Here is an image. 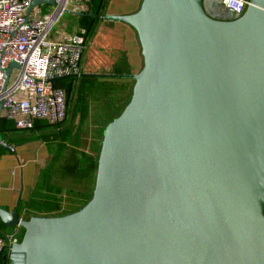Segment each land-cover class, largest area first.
<instances>
[{
	"label": "water",
	"instance_id": "1",
	"mask_svg": "<svg viewBox=\"0 0 264 264\" xmlns=\"http://www.w3.org/2000/svg\"><path fill=\"white\" fill-rule=\"evenodd\" d=\"M40 3L56 5L31 0L26 16ZM101 17L136 31L140 70L56 80L130 78V99L103 129L83 206L28 219L0 208L23 229L3 264H264V0L229 20L203 0Z\"/></svg>",
	"mask_w": 264,
	"mask_h": 264
},
{
	"label": "built area",
	"instance_id": "2",
	"mask_svg": "<svg viewBox=\"0 0 264 264\" xmlns=\"http://www.w3.org/2000/svg\"><path fill=\"white\" fill-rule=\"evenodd\" d=\"M30 1L0 0V117L11 120L17 129H30L36 120L58 124L64 119L66 94L56 85V78L80 70L86 44L84 28L58 37L49 35L73 0H55L53 12L43 17L31 15V11L26 16ZM216 1L231 13L232 19L240 16L248 4V0ZM75 6L78 8L79 3ZM12 61L18 67L10 69L5 81L4 70ZM20 233L21 227L15 225L0 234L2 254L20 241Z\"/></svg>",
	"mask_w": 264,
	"mask_h": 264
},
{
	"label": "crops",
	"instance_id": "3",
	"mask_svg": "<svg viewBox=\"0 0 264 264\" xmlns=\"http://www.w3.org/2000/svg\"><path fill=\"white\" fill-rule=\"evenodd\" d=\"M87 1L85 0V2ZM140 2L141 0H108L104 13L129 14L138 9ZM87 9L88 7L85 6L78 11L86 12ZM91 47L93 52L90 57L91 66L85 68L88 51ZM104 57L109 58V60L106 61ZM142 62L141 48L136 31L126 23L104 20L100 17L94 30L86 36L80 72L130 74L138 72ZM69 78L72 77L63 78L62 82H70L71 79ZM129 79L124 77H95L94 81H83L81 88L86 89L93 86L88 96L90 106V98H99L103 96V93L109 95L106 86H120ZM14 129L16 134H25L29 131V129ZM8 145L13 147L14 151L10 152L5 148L6 151L0 153L1 209L11 211L17 205L18 212L20 204L22 209L20 213L18 212V216L23 218L31 211H44L50 208L61 194L64 196V190H61V186L57 189L56 186L49 185L41 178L42 173L52 166L53 153L57 151V142H44L37 138H29L23 141H12ZM67 145L71 146L70 144ZM81 148L86 152L90 150L88 146L84 145H81L79 149ZM23 208L31 211L28 213ZM12 228L5 227L0 221V233L12 230Z\"/></svg>",
	"mask_w": 264,
	"mask_h": 264
},
{
	"label": "trees",
	"instance_id": "4",
	"mask_svg": "<svg viewBox=\"0 0 264 264\" xmlns=\"http://www.w3.org/2000/svg\"><path fill=\"white\" fill-rule=\"evenodd\" d=\"M107 3L108 0H88V9L86 12H83L85 14L77 15L80 22V28H84L85 30V37L91 34L98 19L105 14L104 9ZM90 9L92 14L97 15L96 17L86 14ZM69 79H71V81L67 83L62 82L63 79L56 81V85L63 87L66 94V113L64 119L60 123L51 124L45 120H36L27 133L16 134L14 133L15 127L13 122L3 116L0 117V136L7 144L12 141H23L29 138H37L44 142L58 143L57 151L53 153L52 166L42 173L41 178L49 185L56 186L57 189L61 186V190H64V196L61 194L60 197L53 202L50 208L45 209L44 211L32 212L29 209L25 210L26 208H23L25 211H28V213L31 211V213L26 214L23 219H28L31 216L65 215L79 209L88 201L92 194L96 173L97 159L94 157V147L98 140L101 142L100 138L102 137V132L106 124L121 112H118L119 108L117 105L114 106L112 103L108 104V108L106 109L105 106L102 114L99 116L96 115V118L93 117L90 119L91 123L86 127V122L90 121L88 96L91 93L93 86L84 90V88H81V84L83 81H94L95 77H72ZM132 85L133 84L129 85L128 81H125L123 82V85L120 86H106V90H108L109 95H112L111 93H113L114 95L112 96H116L118 93L125 94L130 91L131 96ZM65 87H67V92ZM82 101L84 102V105L78 110V104ZM110 105H112V107ZM74 123H76L75 128H73ZM91 124H93L94 127L91 126ZM87 129H89V131ZM87 132L88 134L91 133L89 138L92 140L90 142H86V138H88ZM67 144H70L71 146H68ZM81 145H87L90 150L86 152L83 148L79 149ZM4 151H6V149L0 143V153ZM63 180H70L76 183H79L80 181L82 187L73 188L67 186L64 188L62 184ZM21 209L22 207L19 204V213ZM22 235L23 229L20 233V239ZM3 262L4 261L0 258V264H3Z\"/></svg>",
	"mask_w": 264,
	"mask_h": 264
},
{
	"label": "rangeland",
	"instance_id": "5",
	"mask_svg": "<svg viewBox=\"0 0 264 264\" xmlns=\"http://www.w3.org/2000/svg\"><path fill=\"white\" fill-rule=\"evenodd\" d=\"M79 3V7L76 8L75 4ZM68 7L67 9L71 10V12L68 11H64L56 20V22L52 25L49 35L52 36H58L60 33L67 35V33H72V32H78V30L80 29V22H79V18L77 16V14L75 13V11L80 10V7H85L87 6V2H85V0H73V2H69L68 3ZM118 4V3H117ZM203 5H204V9L206 11V13L211 16L212 18L215 19H220V20H229L232 19V15L230 12H228L226 9L223 8V6L216 0H203ZM53 5L47 4V3H40L37 4L36 6H34L31 9V15H38L40 17H43L46 14L52 13L53 12ZM137 10V9H136ZM112 21V20H111ZM119 22V21H118ZM92 47L89 49L88 51V58L86 59V65L85 68L90 67L91 66V55H92ZM104 59L106 61L109 60V58L104 57ZM142 67V65H140L139 69ZM87 73V72H86ZM129 79V78H128ZM134 81L132 79L128 80L129 85H131ZM66 88V92H67V87ZM86 90V89H84ZM103 93V92H102ZM112 95H114L113 93H111ZM112 95H105L103 93V96H98L99 98H90V107H89V120L92 119L93 117L96 118V115H101L103 108L106 109L108 108V104L114 105V106H118V112L121 111V109L123 108V106L125 105V102L129 99L130 96V91L124 93H118L116 96H112ZM92 96V95H91ZM81 98V97H80ZM96 100H100V101H96ZM84 102H80L78 104V110H80L82 108V106ZM112 105H110L112 107ZM117 113V112H114ZM112 113V114H114ZM91 123V120L89 122H86V127L89 126ZM76 123H74L73 128H75ZM80 126V124H79ZM91 126L94 127L93 124H91ZM92 128V127H90ZM89 131V129H87ZM85 134V133H84ZM83 134V135H84ZM88 134V132H87ZM91 136V133H89L87 135V137L89 138ZM86 138V142H90L92 139H88ZM102 138V137H101ZM100 138V139H101ZM99 143V145H98ZM87 146V145H86ZM99 146H100V142L99 140L97 141V144L94 147V157L98 156V152H99ZM84 182V180H83ZM62 184L65 187H73V188H81L82 186L80 185L81 182L79 181V183L70 181V180H63ZM90 190V188H89Z\"/></svg>",
	"mask_w": 264,
	"mask_h": 264
}]
</instances>
